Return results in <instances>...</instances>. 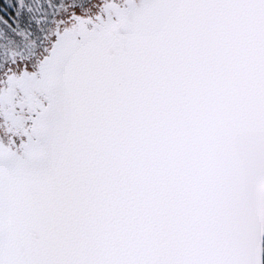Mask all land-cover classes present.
<instances>
[{
  "label": "snow or ice",
  "instance_id": "6c2138e0",
  "mask_svg": "<svg viewBox=\"0 0 264 264\" xmlns=\"http://www.w3.org/2000/svg\"><path fill=\"white\" fill-rule=\"evenodd\" d=\"M0 264H264V0H0Z\"/></svg>",
  "mask_w": 264,
  "mask_h": 264
}]
</instances>
